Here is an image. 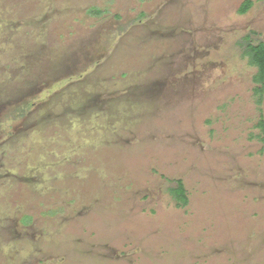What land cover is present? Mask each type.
<instances>
[{"label":"rangeland","instance_id":"374dc122","mask_svg":"<svg viewBox=\"0 0 264 264\" xmlns=\"http://www.w3.org/2000/svg\"><path fill=\"white\" fill-rule=\"evenodd\" d=\"M243 1L0 0V264H264Z\"/></svg>","mask_w":264,"mask_h":264},{"label":"trees","instance_id":"16d2710c","mask_svg":"<svg viewBox=\"0 0 264 264\" xmlns=\"http://www.w3.org/2000/svg\"><path fill=\"white\" fill-rule=\"evenodd\" d=\"M264 1V0H260ZM253 0H245L239 7L240 13H245L253 6ZM95 13H101V10L95 8L93 10ZM253 33H255L253 31ZM239 46L242 49L243 56H246L249 60V64L257 68L256 73L253 75V81L255 86L253 88V93L256 96V102L258 105H262L264 102V41H256L252 38V33L244 35L240 41ZM257 126L264 132V115L261 113L260 119ZM263 140V135L261 136ZM172 185L169 187L170 194L175 200L178 206H186L189 203V197L187 194L186 187L181 178L174 179Z\"/></svg>","mask_w":264,"mask_h":264}]
</instances>
